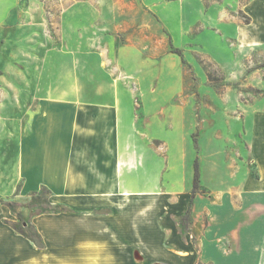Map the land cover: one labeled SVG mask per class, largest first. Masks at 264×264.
<instances>
[{
    "label": "rangeland",
    "instance_id": "rangeland-1",
    "mask_svg": "<svg viewBox=\"0 0 264 264\" xmlns=\"http://www.w3.org/2000/svg\"><path fill=\"white\" fill-rule=\"evenodd\" d=\"M248 1L20 0L0 26V201L61 207L40 189L26 195L35 181L24 195L11 186L18 159L12 144L8 170L4 139L90 137L100 125L121 140L124 180L177 221L190 210L194 241L210 206L239 207L259 179L248 150L264 113V46L236 40ZM106 107L114 119L99 120Z\"/></svg>",
    "mask_w": 264,
    "mask_h": 264
},
{
    "label": "crops",
    "instance_id": "crops-1",
    "mask_svg": "<svg viewBox=\"0 0 264 264\" xmlns=\"http://www.w3.org/2000/svg\"><path fill=\"white\" fill-rule=\"evenodd\" d=\"M19 2L0 0V26ZM243 10L250 22L240 26L237 44L264 46V0H249ZM113 109L97 112V118L114 119ZM84 118L79 114L78 120ZM259 122V143L250 142L248 150L259 179L244 190L239 207L214 204L206 211V224L193 221L199 231L195 241L172 218L168 203L139 190L131 177L124 180L123 157L114 149L121 140L106 136L100 125L90 137L4 139L1 157L8 170L18 159L11 186L21 183L24 195L35 181L26 195L44 186L50 190L49 204L67 208L30 215L33 207L0 204V264H264V113ZM12 144L13 163L7 156ZM17 214L35 227L43 249L4 224L15 222Z\"/></svg>",
    "mask_w": 264,
    "mask_h": 264
},
{
    "label": "trees",
    "instance_id": "trees-1",
    "mask_svg": "<svg viewBox=\"0 0 264 264\" xmlns=\"http://www.w3.org/2000/svg\"><path fill=\"white\" fill-rule=\"evenodd\" d=\"M178 55L181 58V61L183 63V58L181 56L180 53H178ZM209 80L211 82H213L211 76H208ZM200 180H199V165L198 162L195 160L194 162V166H193V183H192V193H196L199 189ZM41 191H44L46 194L50 195V190H48L46 187L42 186L40 188ZM36 196H38V194L36 192H33L30 194L31 198H35ZM0 204L5 205L6 207L10 208V209H15L17 207V204L14 202H7L4 203L2 201H0ZM27 208H31L30 205H26ZM66 206H61L59 211H65L66 210ZM49 212H56V210H52ZM41 213H45L42 212L40 210H34L32 212H30V215H38ZM48 213V212H46ZM189 216H190V210L188 209L184 219H181L178 221L179 226L181 227L182 231L188 232V227L185 226L186 223H189ZM4 224L9 226L16 234L22 236L23 238H25L26 240H28L30 243H32V245H34L36 248L38 249H43L45 247V244L42 240V237L40 236V234L37 232V230L35 229V227L27 222H25V220L21 217L20 214L16 215V221L15 222H10V221H4Z\"/></svg>",
    "mask_w": 264,
    "mask_h": 264
}]
</instances>
